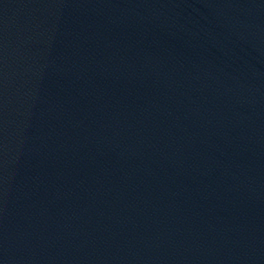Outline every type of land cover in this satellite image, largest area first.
<instances>
[{
    "label": "water",
    "instance_id": "95a60500",
    "mask_svg": "<svg viewBox=\"0 0 264 264\" xmlns=\"http://www.w3.org/2000/svg\"><path fill=\"white\" fill-rule=\"evenodd\" d=\"M0 264H264V0H0Z\"/></svg>",
    "mask_w": 264,
    "mask_h": 264
}]
</instances>
